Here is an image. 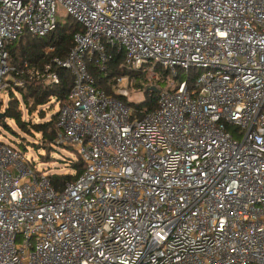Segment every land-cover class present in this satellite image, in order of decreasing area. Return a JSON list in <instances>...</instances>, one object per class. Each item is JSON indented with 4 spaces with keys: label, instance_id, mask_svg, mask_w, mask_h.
Instances as JSON below:
<instances>
[{
    "label": "built area",
    "instance_id": "built-area-1",
    "mask_svg": "<svg viewBox=\"0 0 264 264\" xmlns=\"http://www.w3.org/2000/svg\"><path fill=\"white\" fill-rule=\"evenodd\" d=\"M58 4L81 27L66 58L11 65ZM114 53L111 95L91 68ZM55 68L73 76L55 145L85 171L58 190L0 141V264H264V0H0V94ZM139 74L148 113L124 101Z\"/></svg>",
    "mask_w": 264,
    "mask_h": 264
},
{
    "label": "trees",
    "instance_id": "trees-1",
    "mask_svg": "<svg viewBox=\"0 0 264 264\" xmlns=\"http://www.w3.org/2000/svg\"><path fill=\"white\" fill-rule=\"evenodd\" d=\"M81 31V27L69 17L66 24H58L57 29L44 38H37L25 33L18 41L9 44L8 52L10 55V64L18 68H23L25 64L30 66L41 67L47 63L50 57L44 54V49L48 46L55 47V53L52 56L66 58L70 48L73 46L74 34ZM124 62L123 54L113 55L109 69L106 73H100L98 70L91 68L97 88L104 90L108 94H113L109 84L116 76L126 74V70L121 68ZM60 77V84L53 88L45 87L36 80L28 81L24 90H19L23 97V103L29 112L37 110L39 107L47 105L53 100L60 107L67 103L68 94L73 85V76L70 72L55 68ZM137 83L134 85L136 91L143 92V100L140 102L124 101L138 110L148 113L153 111L157 106L158 92L156 89L145 87V79L143 75H136ZM12 95V93L10 94ZM19 100H12L9 103L4 119L0 122L8 129L10 127L5 123L7 118L15 121L18 128L25 134L34 136L40 135L45 147L48 151L53 150L55 140L58 134V113L53 115L49 121H45V115L41 111L40 122L30 123L22 120V112L19 110ZM14 133V132H13ZM74 151V150H73ZM76 171L75 175H49L52 185L62 190L67 182L78 179L85 171V166L78 156V161L69 163Z\"/></svg>",
    "mask_w": 264,
    "mask_h": 264
},
{
    "label": "rangeland",
    "instance_id": "rangeland-1",
    "mask_svg": "<svg viewBox=\"0 0 264 264\" xmlns=\"http://www.w3.org/2000/svg\"><path fill=\"white\" fill-rule=\"evenodd\" d=\"M56 19L60 24H66L69 20V15L66 10L58 4ZM184 77L186 73L183 72ZM133 90H135L133 88ZM19 100V110L22 112V120L30 123L40 122L41 111L45 115V121H49L51 117L60 111V106L52 102L39 107L37 110L29 112L23 103L22 94L15 91L10 95L8 92L0 94V114H4L9 106L10 101ZM143 100V94L140 92H133L130 98L131 102H140ZM5 123L10 127L8 130L2 122H0V141L16 148L25 153L27 159L40 172L47 175H75L76 171L69 165V163L78 161V155L70 148L53 146V150L48 151L40 135L34 136L23 133L15 121L7 118ZM14 132V133H13Z\"/></svg>",
    "mask_w": 264,
    "mask_h": 264
},
{
    "label": "water",
    "instance_id": "water-1",
    "mask_svg": "<svg viewBox=\"0 0 264 264\" xmlns=\"http://www.w3.org/2000/svg\"><path fill=\"white\" fill-rule=\"evenodd\" d=\"M5 114H0V119H4Z\"/></svg>",
    "mask_w": 264,
    "mask_h": 264
}]
</instances>
